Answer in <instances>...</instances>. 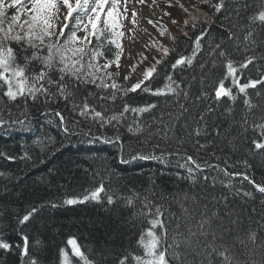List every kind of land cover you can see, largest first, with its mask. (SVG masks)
<instances>
[{"label": "snow or ice", "instance_id": "snow-or-ice-1", "mask_svg": "<svg viewBox=\"0 0 264 264\" xmlns=\"http://www.w3.org/2000/svg\"><path fill=\"white\" fill-rule=\"evenodd\" d=\"M132 4L0 0V132H32L43 119L90 147H115L118 164L162 166L158 175L149 174L142 191L129 188L125 194L119 185L105 184L107 172H94L98 186L30 202L22 210L11 207L21 194L3 183L0 264L12 258L16 264H42L53 246L55 259L49 257L48 264H264V178L256 179L253 171L259 167L264 177V0L180 5L187 18L171 20L180 37L163 23L171 12L148 19L172 47L155 39L146 44L160 59L153 58L125 87L117 80L124 22L133 26L127 35L134 41L140 15ZM144 61L141 54L129 66L125 83ZM141 93L156 99L138 103ZM59 147L43 132L20 159L43 163ZM36 148L45 155L34 159ZM0 159L17 157L0 151ZM172 167L181 170L175 184L185 181L187 190L167 192L157 183ZM0 178L9 179L4 171ZM86 204L107 206L106 216L74 225L95 245L85 247L77 235L49 244L54 225L42 209ZM121 208L131 214L121 216Z\"/></svg>", "mask_w": 264, "mask_h": 264}, {"label": "trees", "instance_id": "trees-1", "mask_svg": "<svg viewBox=\"0 0 264 264\" xmlns=\"http://www.w3.org/2000/svg\"><path fill=\"white\" fill-rule=\"evenodd\" d=\"M189 2L194 5L198 3V0ZM200 7L207 10V5H200ZM172 29L176 30L175 36H181L177 26L174 25ZM168 45H170L169 48L172 47L171 41L168 42ZM183 47L186 48L187 45L185 44ZM171 58L170 56L169 59ZM159 85L160 81H157L153 87ZM155 99V97L141 93L137 102L143 103ZM236 110L239 112V108ZM77 127L83 128L85 132L88 131L87 125H77ZM93 131L95 132L96 129L94 128ZM43 132H47L53 137L60 147L54 153L47 152L43 163L20 159L25 148L31 145L33 138L36 135H42ZM80 140L81 138L78 136L66 137L62 131L43 119L40 120L39 125L34 126L32 132L13 131L11 134L0 132V151H6L17 157L15 161L0 159V171H4L9 177V179L0 178V187L3 183H7L10 191L21 194L19 202L13 198L11 207L22 210L30 202L39 203L42 199L59 200L64 196H77L85 189L98 186L100 175L93 177L94 172L101 174L107 172L109 178L105 179V184L110 182L114 186L119 185L120 191L125 194L129 188L142 191L148 185L149 174L156 173L158 175L162 167L159 163L151 161L118 164L115 147L100 143L90 147L86 143H81ZM31 155L35 159L37 155L44 156L45 153H41L40 149L36 148L31 152ZM179 171L181 170L175 167L167 169L165 175L157 179V183L167 192L176 191L177 188L187 190L185 181H181L178 186L175 184V173ZM253 171L256 179L264 178L259 167L254 168ZM113 172L116 173L115 176L111 175ZM106 209V205L101 207L95 204L69 206L58 210L42 209L43 216L54 225L49 230L48 235L52 239L48 243L54 245L65 241L69 235H77L79 242L85 247L94 246L95 241L85 237L84 229L81 228L78 231L74 225H78L80 221L87 223L89 219L104 217L107 215ZM175 210L174 207L173 211ZM131 211L132 209L121 208L119 213L121 216H128ZM52 217L55 219L52 220ZM43 257L42 264H48L49 257L54 260L55 247L53 246L48 252H45ZM9 264H16L15 258H12Z\"/></svg>", "mask_w": 264, "mask_h": 264}, {"label": "rangeland", "instance_id": "rangeland-1", "mask_svg": "<svg viewBox=\"0 0 264 264\" xmlns=\"http://www.w3.org/2000/svg\"><path fill=\"white\" fill-rule=\"evenodd\" d=\"M168 4H171L172 7H167L166 5ZM180 5H184L189 9H191L193 6L187 0H157V4L155 5H153L152 0H146V4L144 5H137L135 3V0H133L132 7L136 8L139 11L140 15L137 18L138 24L135 27L134 41L129 39L127 35V30L132 29L133 26L129 23L128 20L124 22L126 29V37L123 40L124 55L121 59L122 68L120 70V76L117 78L120 84H123L125 87H127L130 86L132 83H135L140 77V74L142 73L143 69L149 66V63H155V59H160L161 53L158 52L156 48H145V45L150 44L152 39L159 41L167 47L170 46L168 45V42L170 40L166 37H161L157 29L153 28L152 25H149L147 20H158L159 17L163 15V12H171L172 15L170 17H163V23L167 25L171 33L175 35L176 30L172 29L174 25L171 24V20L176 19L178 21L183 22V20L187 18L185 13L182 11ZM141 54L143 56H147V61H144L143 63H138L135 72L131 74V78L127 81V83H125V81L123 80V76L125 74H128L129 66L140 61ZM111 70L116 71L114 67Z\"/></svg>", "mask_w": 264, "mask_h": 264}]
</instances>
